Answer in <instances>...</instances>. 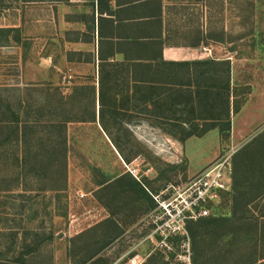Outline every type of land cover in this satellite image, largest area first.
Listing matches in <instances>:
<instances>
[{"label": "rangeland", "instance_id": "obj_1", "mask_svg": "<svg viewBox=\"0 0 264 264\" xmlns=\"http://www.w3.org/2000/svg\"><path fill=\"white\" fill-rule=\"evenodd\" d=\"M21 1L0 0V25L17 23L20 10L14 8L22 6L23 13L27 9ZM191 13L204 41L212 31L226 40L225 48L215 49L214 54L231 59L229 126L223 106L219 115L214 110L217 119L212 121L201 119L211 117L207 111L200 119V114L192 118L185 112L191 120L184 128L172 126L180 121L169 122L141 110L117 111L119 117L106 121L131 159L126 163L102 129L95 102V121L67 124L66 189L59 198L50 190L39 191L31 202L1 193L0 251L7 258L22 250L19 243L11 245L7 229L21 228L22 219V226L38 230L46 238L30 264H264V167L254 169L250 164V152L261 148L260 142L254 143L256 137L264 140V0H200ZM39 14L41 31H34L33 36L23 31L27 37L21 36L20 45L12 40L10 45L0 43L2 96L13 104L17 98L23 99L34 110L45 104L48 93L53 116L64 108L65 113L87 117L93 109L96 82L94 66L85 64L90 54L85 55L84 63L78 55L65 62L62 37L48 39L45 1ZM62 92L71 98L62 102ZM75 92H79L76 98ZM18 112L23 116L22 110ZM30 114L29 119L35 120L33 112ZM211 124L216 125L207 128ZM205 128L204 134L181 140L179 129L197 133ZM248 146L251 151H244L243 160L236 165L235 155ZM229 156V189L203 206L204 215L181 220V231L162 229L163 203L177 196L204 169ZM9 172L6 174L11 176ZM56 176H48L51 185ZM30 180L36 188L38 180ZM131 180L138 185L131 187ZM141 185L152 201L142 193ZM240 190L245 193L236 198ZM22 204L25 208L17 214ZM12 218L15 221L10 222ZM202 218L211 221L196 225ZM17 232L20 237L24 231Z\"/></svg>", "mask_w": 264, "mask_h": 264}, {"label": "crops", "instance_id": "obj_2", "mask_svg": "<svg viewBox=\"0 0 264 264\" xmlns=\"http://www.w3.org/2000/svg\"><path fill=\"white\" fill-rule=\"evenodd\" d=\"M44 1L48 39L62 37L64 61L78 55L84 63L90 54L85 64L95 69L99 108L152 110L151 100L159 99L162 111L176 110L193 96L192 104L199 110L226 82L230 92V56L214 54L225 48L224 36L215 37L212 31L204 41L191 17L200 0H22L27 9L23 13L22 6L14 8L20 10L17 23L0 28H15L21 39L27 37L23 31H30L29 36L41 31L39 11ZM100 90L108 96L103 104ZM198 94L205 97L200 100Z\"/></svg>", "mask_w": 264, "mask_h": 264}, {"label": "trees", "instance_id": "obj_3", "mask_svg": "<svg viewBox=\"0 0 264 264\" xmlns=\"http://www.w3.org/2000/svg\"><path fill=\"white\" fill-rule=\"evenodd\" d=\"M15 32L19 34V31L15 28H0V43L3 42L4 44L6 43V45H8L11 40L19 43L20 36L17 34L15 36ZM59 95V99L62 102L71 98V95L67 96L68 98H66L63 92L59 93ZM77 95H79V92L74 93V98H76ZM198 95L200 97V100L205 97L201 96V94ZM95 96V87L93 86L91 102L93 109L91 112H89V115L87 117L74 116L73 114H71V112L65 113V111L63 112L64 108L60 109L62 111L60 114H58V116H53L55 111L50 107L48 108L47 105L50 102V95H48V93L46 94L45 104H42L41 106H38L37 108L32 110L30 109L32 108V106L28 103L24 104L23 99L17 98L16 104L9 102L6 97L2 96V92L0 89V168L2 167V169H0V197L1 193L5 192L10 194L6 195V198L12 197L13 199H20L24 202H31L33 199H35V197L38 196L37 194L39 191L44 192L47 190L55 191L56 197H60L61 191H64L66 189L67 124L72 121H95ZM105 97L106 96L103 95L100 90L99 102L101 104H103ZM191 99H193V96H189L187 98V101H190V103L186 102L182 108L167 111H162V102L159 99H153L151 101L155 109L144 110V112H148V114L160 117L161 119L162 117L167 118V120L175 119V122H180H178V124L173 123L172 126L177 128H184L185 126L183 127L182 123L185 121L182 122V120L187 119L184 114L185 112L189 113L190 116H193L192 118L200 114V116L197 117L199 119L201 118L203 113L208 112V115L211 117L203 118L202 116L201 119H210L212 121L213 119H217L214 116L215 112L218 115L221 114L223 106V109L226 113V126H229L228 114L230 101L227 82L225 83L224 89L220 88L219 90L218 88H216L214 99L208 101V104L202 105V109L195 110ZM29 106L30 108H27ZM112 106L115 107V105ZM18 110H22L24 112L22 114L23 116H21ZM117 111L118 110L112 109L110 105H107L105 107L100 105L98 111L99 123L121 157L126 163H129L131 159L123 152V149L119 145L116 137H114V135L112 134L111 128L113 129V126H110L106 121L108 117H112L114 119H116L117 116L119 117V113H117ZM30 112H33V115L31 117L35 120L29 119L31 115ZM178 112H181V116H176ZM169 113H171V115H169ZM44 116L48 117L47 121L41 120ZM190 120L187 119V121ZM158 123L160 124L159 126L162 127V121H158ZM214 125L216 124H211L207 128H211ZM192 127L198 126L193 124ZM207 128L202 129L197 133H195L193 130L182 132V130L179 129L182 133L180 136L181 140L183 141L193 134L202 135ZM173 134L177 135L178 131H174ZM261 139V137H256V141H254V143L260 142L261 148L255 151H251L249 146L246 147L245 150H242L235 155L234 163L236 165L241 163L240 161L243 160L244 151H248L249 153L250 150L252 158L250 164L255 165L254 169H256V167H264V164L262 162L264 157V140ZM9 150L14 151H12L10 155H8L7 152ZM11 158V163H8V160ZM12 168L15 169L13 170ZM1 170L4 173H2ZM8 171H10L9 173H11V176H8L6 174V172ZM55 174L57 175V183H55V181L53 182L54 184L51 185L47 180L48 176L54 177ZM30 179L38 180L36 188L32 187ZM128 183H130L131 187L134 185H138V183L134 180H131ZM128 183L126 182V184ZM19 186H22L23 188L18 189ZM141 186L140 188L142 189V193H145L146 197L150 199L149 195L144 190V186H142L143 188ZM245 190V192L248 191L247 189ZM33 191H35L36 194H32ZM245 192H243V190H240V193L238 192L236 198L244 195ZM150 201L152 200L150 199ZM1 204L3 205V203H0V206ZM20 208L21 212L17 214H22L25 208V204H22ZM9 221L13 222L15 221V219L12 218L9 219ZM21 221L22 219L19 220V225L21 228H19V226H9L7 227V229L11 232V245L19 243V246L22 250L12 258H7V254L0 251V264H30L29 259L35 257L34 255H36L41 245L45 242L46 238H44L38 230L35 231L22 226ZM210 221L211 220L209 219L202 218L197 221L196 225H207V223H210ZM19 229H23L24 231L22 233V236L20 237L18 236L17 232ZM1 235L4 236L5 234L2 232ZM29 237L31 238L30 242H28ZM93 256L94 255L89 256L85 261L90 260Z\"/></svg>", "mask_w": 264, "mask_h": 264}, {"label": "built area", "instance_id": "obj_4", "mask_svg": "<svg viewBox=\"0 0 264 264\" xmlns=\"http://www.w3.org/2000/svg\"><path fill=\"white\" fill-rule=\"evenodd\" d=\"M229 158L230 156L222 158L204 169L180 189L177 196L166 204L163 203L165 218L162 229L171 228L173 233L181 231L183 229L181 220L196 219L204 215L207 211L203 206L215 201L221 192L229 189Z\"/></svg>", "mask_w": 264, "mask_h": 264}]
</instances>
